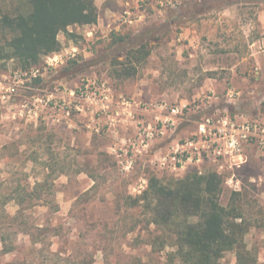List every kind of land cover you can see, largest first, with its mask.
I'll use <instances>...</instances> for the list:
<instances>
[{"label": "rangeland", "instance_id": "374dc122", "mask_svg": "<svg viewBox=\"0 0 264 264\" xmlns=\"http://www.w3.org/2000/svg\"><path fill=\"white\" fill-rule=\"evenodd\" d=\"M27 9V0H0V14ZM134 10L154 19L138 31L131 27L119 32L126 37L120 43H113L111 34L110 42L96 43L93 60L45 79L74 87L85 76L102 77L107 72L118 93L143 100L167 98L174 103L185 99L193 103L198 93L204 95L214 88L223 97L214 103L215 108L244 114L249 120L264 119V46L257 43L264 40V0H181L179 4L177 0H140ZM226 10L232 15L223 16ZM159 12L166 14L162 22ZM241 29L249 32L247 38ZM4 35L0 34L3 40ZM142 42L148 43L150 55L136 64V74L119 76L118 61H125L127 52ZM104 64L109 67H99ZM16 68L20 67L13 60L0 63V80ZM141 80L150 83L140 84ZM47 81L39 83L47 86ZM232 89L240 95L228 102L225 94ZM18 93L11 102L0 103V264H173L168 257L174 250L172 233L151 223L146 202L134 201L140 195L130 193L135 177L117 183V152L102 151L108 149L111 138L89 132L76 112L71 118L77 119V126L65 119L53 121L48 109L36 116L22 113V102L33 93ZM202 113L195 109L186 113L180 136L196 132ZM251 153L238 171L242 204L250 226L264 227L263 186L254 180L264 179L263 160ZM135 167L149 178L157 176L151 166L143 167L142 160ZM172 178L176 177H161L166 182ZM36 181L46 182L33 192ZM224 192L221 202L227 205L231 196L222 200ZM21 201L23 206L18 204ZM20 208L23 213L18 212ZM36 226L45 229L37 231ZM31 228L40 242L27 234ZM252 238L249 232L245 236L248 249ZM256 247L252 244L253 256ZM236 259L231 251L220 262L237 264Z\"/></svg>", "mask_w": 264, "mask_h": 264}, {"label": "trees", "instance_id": "16d2710c", "mask_svg": "<svg viewBox=\"0 0 264 264\" xmlns=\"http://www.w3.org/2000/svg\"><path fill=\"white\" fill-rule=\"evenodd\" d=\"M27 5V11L0 14V34H11V37L4 35V40L0 37V63L3 65L10 60L16 61L23 69L41 64V53L59 48L55 40L59 29L70 23L78 22L83 26L98 20L95 0H27ZM125 39L118 33L113 34L115 44ZM150 53L147 42L129 50L126 60L118 61L122 66L118 75L130 77L136 74V64ZM76 65L80 64L73 62L72 66ZM156 177L151 176L148 188L133 199L146 202L152 213L151 223L172 233L174 250L168 257L173 264H222L220 259L231 251L236 255L237 264L256 263V257L245 240L250 223L244 212L242 193H233L224 207L221 202L222 179L214 171L203 177L193 171L183 179L172 178L167 182ZM45 182L36 181L33 192ZM18 204L23 206L24 203ZM18 212L23 213L24 208ZM193 217L196 220L191 221ZM31 229L27 234L33 242H40ZM35 229L44 231L45 228L36 226Z\"/></svg>", "mask_w": 264, "mask_h": 264}, {"label": "clouds", "instance_id": "9594fccd", "mask_svg": "<svg viewBox=\"0 0 264 264\" xmlns=\"http://www.w3.org/2000/svg\"><path fill=\"white\" fill-rule=\"evenodd\" d=\"M118 2L122 5L124 4V0H118ZM157 2H161V0H157ZM103 3L104 0H95L97 8L102 7ZM139 3L140 0H136V3L129 5V7L138 8ZM169 3H171V0H169ZM179 3H181V0H177V4ZM150 7L156 11L155 5H150ZM172 7H176V5L173 4ZM107 15L110 18H113V23L116 20H121L128 23L137 31L146 25L150 19H154L153 17H147L146 14L140 13L139 11L136 13V19L134 21L126 19L123 16L115 15L111 12H108ZM131 15L132 13H128L129 17ZM222 15L231 16L232 13L226 10L222 13ZM158 16L161 18V22L163 19H166V14L164 12H159ZM261 19L264 20V15H261ZM119 30L120 28L118 26L116 31ZM111 31V25L109 28L105 29L102 24H84L81 26L78 22L67 24L63 28L59 29L55 34V40L59 44V48L47 53H41L39 56V60L43 62L41 67H44L43 75L45 78H48L49 75H57L59 73L68 72L71 69L73 62L84 65L85 62L93 60L95 52L94 45H96L97 41L100 40H103L105 43L110 42L109 33ZM241 31L243 32L244 38H247L249 32L243 29H241ZM201 35L209 34L202 32ZM209 39H214V37L209 35ZM257 43L264 46V40L257 41ZM250 47L256 48V44H252ZM202 52H204L205 58H207L206 51L202 49ZM252 54L255 55V53ZM179 58V55H177V59ZM99 67L107 68L109 66L104 64ZM205 70L207 71V69ZM16 75L19 76L20 74L17 73ZM39 75H41L39 68L34 69L31 72L32 77ZM152 75L153 79L157 78L156 73H153ZM105 77H107V72L102 73V82L105 84L110 83L111 81ZM96 79L95 74H93L90 82L95 84ZM16 83H23V81L17 79ZM139 83H150V81L141 80ZM207 90L213 93L212 97L208 98V104L216 102V90L214 88H208ZM97 91H100V89H97ZM105 92H107V89L102 91L101 95H104ZM233 94L237 96L240 95V93L236 92L235 89H232L228 93L229 102H234L232 101ZM202 95L203 93H198L192 98V102L200 99ZM105 98L107 99V96ZM178 98L179 94L177 93L176 99ZM188 103L189 101L185 99L184 101H181L178 106L172 109L171 114L167 116H157V119H160L165 124V128H162L158 134L159 139H152L153 131L150 130V125L148 129H144L148 136L147 143H145L143 137H140L135 143L131 140L126 141L121 139L119 143L115 145L117 148H122L125 143L131 144L133 150L132 158L129 159L127 157V150L124 149L125 156L119 161L120 178L117 180V183H120L122 180H130L135 177L133 184L129 185L130 193L132 195H136L137 193L144 191L149 186V177L142 174L136 167H134V165L137 164L138 159L143 161V167H152L153 172L157 173V179H161V177L165 174L169 177L175 176L177 179H183L189 167L192 166L197 169L199 176L203 177L207 175L209 171H214L222 179L221 187L225 189L222 200L224 197L231 196L233 193H242L241 181L236 178L235 174L229 173L232 172L233 165H236L239 169L240 165L245 163L248 159L243 145L250 133L248 132V128L245 127L248 121L244 117H237L235 124H232V121L227 114L223 118L218 119L217 117L219 116V113H217L211 117V122L209 117H204L203 121L198 122V129L195 133L200 138L199 142L194 143L187 140L184 136H177L166 147L158 150H152L154 145L165 140L167 137L171 136L172 132L175 131V125L180 121L174 117L176 113H182ZM203 106L207 107V105ZM168 108L169 104L165 102L162 105L155 107L153 111L159 114L165 112ZM224 111L225 113L227 112L226 109ZM242 120L243 123L241 122ZM169 121H171V124L173 125L171 132H169L167 128ZM154 122L155 121H153V123ZM259 124H264V119H262ZM259 124H257V127H259ZM225 125H231V127L228 128L225 127ZM237 125L239 126V130H236ZM259 130L260 132H264V128H259ZM205 137H207V139H205ZM181 139L186 140L183 145L179 143ZM260 139L261 143L264 144V136H261ZM213 145H216V147H213ZM114 150L115 149H112L111 151ZM102 151H109V149L105 148L102 149ZM202 151L208 152L209 154V163L206 167L203 166V162L200 159ZM185 153H187V158H183V154ZM176 154H180V157L178 158ZM260 154L264 155V152H261ZM220 156H223L222 160L217 159ZM145 157H147V159H145ZM177 164L180 165L179 168H177ZM249 182H252L251 178H249ZM205 195H207V193H205ZM153 206H155V201H153ZM222 206L226 207V204H222ZM249 247H251V245H249Z\"/></svg>", "mask_w": 264, "mask_h": 264}, {"label": "built area", "instance_id": "2783aa9c", "mask_svg": "<svg viewBox=\"0 0 264 264\" xmlns=\"http://www.w3.org/2000/svg\"><path fill=\"white\" fill-rule=\"evenodd\" d=\"M128 13H132V15L129 17ZM140 13L144 12L141 11ZM122 16L133 21L136 19V13L131 9H126ZM42 63L38 65H32L31 67L25 69L21 67L13 69L11 70V73L8 74L7 78L0 80V103L6 104L11 102L12 97L19 95V91H24V93H33L32 96L28 98V100L22 102V113H27L29 116H36L40 111L48 109L50 110L52 119L55 122H61L64 119L70 120L74 112H76L78 115H87L90 112H93L97 106H100L101 108L95 112V116L99 115L101 118H108V123L106 125L107 129L105 132L112 140L115 141L116 144L119 143L121 139L126 141L131 140L133 143H135L140 137H143L145 143H147L148 136L144 129H148L150 125V130L153 131L152 139H159L158 134L162 128H165V124L160 119H157V116H167L171 114L172 109L178 106L180 103H174L165 98L143 100L122 94L119 95L116 93V90L114 89L111 82L105 84L102 82V77L97 76L95 84L90 82L92 76H85L76 82L74 87H67L56 80L47 81L43 75L44 67H41ZM37 68L40 69L41 75L32 77L31 72ZM17 73L20 75L17 76ZM17 79L23 81V83H16ZM106 79L108 78L106 77ZM39 80L42 82L47 81L48 85L43 86L39 83ZM97 89H100V91H97ZM105 89H107V92H105L104 95H101V92ZM229 91L231 90H228V93ZM228 93L226 101L229 102ZM212 95V92H207L202 95L199 100H195L193 103L189 102L187 107L183 109L182 113H176L174 118L178 119L180 122L175 125V131L172 132L171 136L154 145L152 150L164 148L170 144L173 139H175L177 136H180L179 126L182 122L187 120L185 118L186 113L192 109H195V111L197 110V112L200 113L203 111L201 116L198 118L200 120L196 122L197 129L198 122L203 121L204 117H209L211 122V117L217 113H219V116L217 117L218 119L223 118L227 114V116L231 119L232 124H235L237 117H244L248 121L245 127L248 128V132L250 133L243 145L246 153L249 146H256L260 151L264 152V144L261 143L260 139L261 136H264V132H260L259 130V128H264V126L259 124V121L256 119L249 120V117H246L244 114H231L230 112L225 113L223 109L219 107L215 108V106H213L214 103H218L220 100H223V98L220 95L218 96V94L217 101L212 104H208V98H211ZM106 96L107 99L105 98ZM236 97L237 95L233 94L232 100H234ZM165 102L169 104V108L165 112L158 114L157 112L153 111L155 107L162 105ZM203 105H207V107H204ZM153 121L155 122L153 123ZM241 122L243 123V120ZM257 124H259V127H257ZM121 126H126L128 131L132 134L128 137L121 136ZM172 127L173 125L171 124V121H169L167 125L169 132H171ZM225 127L230 128L231 125H225ZM101 130L102 129L100 128L98 132H101ZM236 130H239L238 125L236 126ZM195 133L187 137V140L194 143L199 142L200 138ZM205 139H207V137H205ZM185 142V139H181L179 141L181 145H183ZM213 147H216V145H213ZM113 149H115L114 152H117L118 164L120 159L124 158L125 156L124 149L127 150V157L129 159L132 158L133 150L131 144L125 143L122 148H117L114 146ZM176 155L178 158L180 157V154ZM208 155V152H201L200 159L202 160L203 166L205 167L209 163ZM183 158H187V153L183 154ZM217 159L222 160L223 156H220ZM138 161L139 159L137 160V163ZM247 161L248 159L246 162ZM245 163L241 164L239 169L236 167V165H233L232 172L229 174H235L236 178L241 181V179L238 177V171ZM135 166L136 165H134V167ZM176 166L177 168L180 167L179 164ZM190 170L197 171V169L192 166L189 167L187 172H190ZM142 192H139V194Z\"/></svg>", "mask_w": 264, "mask_h": 264}, {"label": "crops", "instance_id": "0c3cea01", "mask_svg": "<svg viewBox=\"0 0 264 264\" xmlns=\"http://www.w3.org/2000/svg\"><path fill=\"white\" fill-rule=\"evenodd\" d=\"M133 3H136V0H124L123 5L121 3H119L118 0H104L103 6L98 8V20L94 24L95 25H101L102 24L103 28H105V29L109 28V26L111 25L112 31L109 33V38H110L111 34L113 35L115 33L124 32L125 29L131 28L132 26H130L129 24L123 23L121 20H116L113 23V18H110L107 15V13L111 12L115 15L122 16V14L125 12L126 9H131L133 11H135L134 10L135 8L138 9L137 7H129V5H132ZM118 26H119L120 30L116 31ZM110 40H111V38H110ZM97 42L99 44V43H103L104 41L100 40ZM94 47H95V45H94ZM76 82H78V81H76ZM116 93H118V92H116ZM227 93L225 94L226 97H227ZM118 94L119 95H121V94L125 95L123 93H118ZM217 94L219 96V93H217ZM129 97H136L138 99H142L141 97H137V96H129ZM237 98H238V96L235 98V100ZM158 99H161V98H158ZM165 99H167V98H165ZM99 108H101V107L97 106L93 112H90L87 115H79V117L83 118L86 125L89 126V130H88L89 132H93V133L99 134V135H101L100 133H105L107 135V133L105 131L107 129L106 125L108 123V118L107 119H106V117L101 118L99 115L95 116V112ZM69 125L70 126H77V119L71 118L69 120ZM100 128L102 130H101V132H98V130ZM120 131H121V136H123V137H128L132 134L131 132L128 131L126 126H121ZM115 145H116L115 141L110 139V144L108 145V149L112 150ZM250 149H252V150L250 151ZM248 151H249V153L252 152V153H257V155H259V157L263 160V170H264V155L260 154L262 151H260L256 146H249V148L247 149V153H248ZM252 153H251V155H252ZM249 159L250 158H248V161L244 165H246L249 162ZM244 165L242 166V168L244 167ZM261 178H262V176L259 179H254V180H258L256 182H259L263 186L261 193H262V196L264 197V179L262 181H260ZM252 225L253 226H250V228L248 230L249 235H251V237H253L252 243H249V245H251V247H249V250H251L252 244L256 245L257 246L256 247L257 253L255 256L256 262H257V264H264V227H259L258 225H255V224H252ZM236 262H237V259H236Z\"/></svg>", "mask_w": 264, "mask_h": 264}]
</instances>
